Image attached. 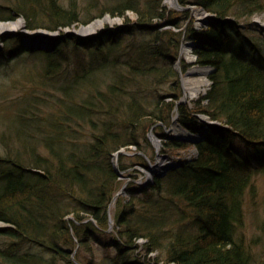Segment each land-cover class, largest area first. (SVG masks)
Here are the masks:
<instances>
[{"label": "trees", "instance_id": "trees-1", "mask_svg": "<svg viewBox=\"0 0 264 264\" xmlns=\"http://www.w3.org/2000/svg\"><path fill=\"white\" fill-rule=\"evenodd\" d=\"M178 1L213 14L188 36L198 62L212 67L211 83L192 107L177 106L178 122L199 134L197 152L144 186L132 181L113 203L122 181L111 154L141 150L146 131L169 125L181 95L174 68L181 35L169 26H180L187 10L163 0H115L85 17L60 0L0 3V20L22 15L31 31L87 24L105 13L124 19L89 36L59 30L44 45H24L19 35L0 39V67L35 50L45 73L62 74L67 94L54 114L42 116L27 101L13 121L16 144L0 156V264H254L255 240L247 243L238 229L245 193L254 200V175L264 176V35L232 18L264 11V0ZM137 32L146 37L137 40ZM80 52L83 69L73 58ZM148 80L169 83V91L151 98L142 84ZM198 113L219 124H204ZM80 122L92 128L89 141H79ZM156 134L165 139L162 153L174 151L168 156L190 144ZM0 139L8 145L5 133ZM137 160L148 166L142 155Z\"/></svg>", "mask_w": 264, "mask_h": 264}, {"label": "rangeland", "instance_id": "rangeland-1", "mask_svg": "<svg viewBox=\"0 0 264 264\" xmlns=\"http://www.w3.org/2000/svg\"><path fill=\"white\" fill-rule=\"evenodd\" d=\"M14 1L15 0H0V3L14 5L15 4ZM71 1H74L75 4ZM60 2L61 4L66 6H69L70 5L69 3H72L79 10L80 15L85 17L91 14L92 15L96 14L99 10L111 8L115 4V0H60ZM176 2L178 4H181L178 0H176ZM163 4L167 8L173 9V7H175L173 5V0H163ZM87 7H89L88 10L86 9ZM195 7L197 11L196 14H195L196 11H194L192 8L187 10L188 18L189 17L191 18L188 20L185 29V33H186L185 36H183L181 28L185 26L188 18L184 20L182 24L178 27L171 25L169 26L174 31L180 32L181 35L180 49L183 48V45L188 39L190 33L189 30H191L189 28H193L196 31L206 26L205 21L203 22L202 19L200 20L196 19V17H199L201 15L204 16L205 18L207 14L213 16L212 13L210 12L207 13L206 11L200 9L198 6ZM126 15H128V19L131 20L136 18L135 14L131 12H126ZM232 19L237 21V23L241 26L249 27L250 24L254 28H258L259 29L258 33L261 32L264 35V11L255 14L250 18L236 19L235 17H233ZM14 20L21 21V25L15 30H6L0 33V39L3 36L13 37L19 35L24 45L37 43L38 40H39L38 43H42V45H44L45 42L47 41H51V40L53 41L54 38L62 31L64 32L73 31L81 36H89L90 34L94 35L96 32L102 29L113 27L116 24H121L124 19L119 16H109L108 13H105L101 17H96L92 19L87 24H79L77 26L76 25L66 26L56 31L55 30L51 31L49 29L42 27H37L31 31V29L26 28L27 19L22 15L16 16L14 19L0 20V22L14 21ZM91 23H93V27H92L93 29L91 28V30H88L86 32H83L84 30L83 31L81 30L83 27ZM164 27H168V26H164ZM248 34H252V33L248 32ZM134 37L137 40L143 39L146 37V33L137 32L135 33ZM128 40H130L129 36L125 38V42H127ZM1 46H2V41L0 40V47ZM187 48L189 51L188 54L189 56L186 57L184 56L183 53H181L182 55L180 61L185 62L187 65H185L184 69L181 68L183 72V78L180 79L178 75V79L181 85V95L176 100V102L183 99L184 102L181 103H186L188 107H192L193 101L197 99L199 95L204 93L206 89L209 87L211 83L209 79V75L212 72V67L198 62V57L195 55L194 52L195 47L191 48V46H189ZM187 48L184 47V53L186 52ZM33 51L24 53L22 54L23 55L22 57L21 56L17 57L11 60L9 64L0 67V132L5 133V140L9 141L8 145H6L7 142L2 141L0 139V156L5 154L6 148L11 149L10 146L12 147L15 146L14 144H16L13 143L14 139L12 140V138L15 137L16 135L14 131L15 122L13 121L16 118L17 114L19 113L20 109L23 107L25 102L29 101L34 103L35 105L33 107L34 110L33 109L32 110L39 111V114L45 117L47 114H52V113L54 114L56 112L55 110H58L60 107H63L64 101L66 102V100L64 99L66 92L62 88V85L64 84L62 74L56 76L49 72L45 73L43 69V61L41 60L42 59L41 56L40 58H38L37 54H35L36 56L32 55L34 54ZM85 56H86L85 52H80L79 56L73 57L74 59H77L80 62L82 69L84 68V64L87 60ZM174 68L177 71L175 63H174ZM191 68H201L204 69L205 71L200 73L190 74ZM66 69H68V66ZM26 70H28L29 74L26 73ZM184 76L189 81L186 80L187 82H185ZM142 84L146 87L145 91L151 98H154V95L157 91H159L161 94H166L170 88L169 83L154 84V82L150 83V80ZM190 91L193 92V95L189 94ZM29 96L31 97L30 99H28ZM165 100L170 101L171 97H167ZM181 103H179L178 105H180ZM174 114L175 112L172 113L171 120ZM198 114L200 117L207 116L204 113H198ZM30 115H32V112H30L29 116ZM10 120L12 121V123H10V127H9L8 122ZM80 124H81L80 126L75 125L76 127H78V129L76 128L77 131L76 133L80 135L81 138V140L79 141H85V140L89 141L91 139L90 134L92 132L91 126L85 122H80ZM157 125L158 126L153 127L152 131L145 132L144 135L146 138L145 140L142 139L141 141V150L135 148L134 146H130L127 149L120 148L123 151H127L128 153H133L131 155L120 154L118 156V163L120 160V162H122L124 165H128V166L130 165L124 171L118 165L119 169L122 171V174L124 175V177H120L122 184L130 180L128 184L130 183L132 184L133 181V185L131 187H137L136 185L144 186L147 183L152 182L155 176H160V173L167 170L165 169V167L162 168L158 166L160 161H163L165 165L167 164L170 165L172 163L173 166H176L178 161L175 162L176 164H174V162H170L169 159L171 158L174 159V157H176L177 155H183V154L186 155V159H189L196 155L197 152L196 147L194 146V144L191 143L183 149L175 150L176 151L175 153L177 154H172V156H168V154L170 155V153L174 152L173 150L170 149V147L166 148L168 154L162 153L161 152V149H163L162 143L164 142L165 139L163 137H160L156 133H164L167 135L168 132L165 133V129L168 131L169 126L171 127L173 124L171 125V121H170L167 127L161 125L160 123H158ZM150 133L151 135H153L154 138L158 139L159 146H156L154 144ZM168 134L173 135V133L170 132ZM141 155L145 157L147 163L148 162L150 163L147 164L148 165L147 167L140 165L139 160L134 162L135 158ZM158 159L159 161L157 162ZM142 170L145 172H150L151 176L147 177V173H144ZM146 181L147 183L145 184ZM252 182H253L252 188H254V190L256 191V196L255 199L252 200L249 198L250 194H248V190L245 193L244 196L245 200L243 205V210H244L243 225L240 226V229H238V233L240 235L242 234L241 236H243L245 241L249 244L250 242L255 240L254 244H250V245L254 254L253 259L255 261L253 263L258 264L260 259L264 258V223H262V221H264V204L261 201L264 195V176L257 173L254 175ZM128 184L126 185V187L130 186ZM126 187L122 191L121 193L122 195L123 194L128 195L127 191H125ZM119 195L117 197H119ZM116 198L111 202L113 203L116 200ZM5 225L6 224L4 222L2 223L0 222V227H3ZM3 238L4 237H0V240ZM144 241H145L144 238L138 239L139 243L142 242L144 243Z\"/></svg>", "mask_w": 264, "mask_h": 264}, {"label": "water", "instance_id": "water-1", "mask_svg": "<svg viewBox=\"0 0 264 264\" xmlns=\"http://www.w3.org/2000/svg\"><path fill=\"white\" fill-rule=\"evenodd\" d=\"M173 5L176 7V8H178V9H186V8H191V6H187V7H185V6H183V5H181V4H178L177 2H176V0H173ZM200 9H202V8H200ZM203 10V9H202ZM186 25H187V22H186V24H185V27H186ZM188 45H190L191 47H195L196 46V43H190V44H188ZM180 56H181V51L179 52V56H178V58H180ZM175 65H176V69H177V71L179 72V74L181 75V69H180V65H179V60H177L176 62H175ZM181 102H184V100L182 99V100H179V101H177L176 102V105H175V107H174V111H175V114H174V116L172 117V120H171V127L169 126V129H168V133L169 132H172V133H174V131H173V126L175 125V126H178V127H180V124L176 121L177 120V118H178V108H177V105L179 104V103H181ZM199 119L201 120V121H203V122H205L206 124H210V122H207L206 120H205V117H200L199 116ZM185 131L187 132V135L188 136H178V135H175V134H173L177 139H180V140H185V141H187V142H190V143H193V144H195V142H197V140L199 139V137L197 136V135H195V133H192L191 131H189V130H187V129H185ZM150 135H151V133H150ZM171 137V136H170ZM151 138H152V140H153V142H154V144L156 145V146H159V143H158V139L157 138H154L153 137V135H151ZM140 153H142V152H140ZM120 154H126V155H129L130 153H128V152H126V151H123L122 149H118V150H116L115 152H113L112 154H111V158H112V164H113V168H114V170H115V172L118 174V175H120V177H122V171L119 169V167H118V156L120 155ZM147 159V158H146ZM143 171V170H142ZM144 173H145V171H143ZM127 182V181H126ZM126 182H124L123 183V185L121 186V188L116 192V194L113 196V198H112V200L111 201H113L119 194H121L122 193V191L124 190V187H125V185H126ZM1 223H2V221H0ZM6 224V223H5ZM111 226H112V220L111 219H109V228H111Z\"/></svg>", "mask_w": 264, "mask_h": 264}, {"label": "bare ground", "instance_id": "bare-ground-1", "mask_svg": "<svg viewBox=\"0 0 264 264\" xmlns=\"http://www.w3.org/2000/svg\"><path fill=\"white\" fill-rule=\"evenodd\" d=\"M194 11H196V8H194L193 9ZM197 13V11L195 12V14ZM197 19H202V20H204L205 18H204V16H199ZM99 23V22H98ZM21 25V21H19V20H14V21H6V22H0V33H2V32H4V31H6V30H15V29H17L19 26ZM93 27V23H91V24H88V25H86L85 27H83L81 30L83 31V32H86V31H88V30H91V28ZM93 29V28H92ZM183 47H184V45H183ZM187 53L189 54V51H187ZM187 54V56H189ZM205 70L204 69H201V68H191L190 69V74H193V73H200V72H204ZM184 79H185V82H187V81H189V80H187L186 79V77H184ZM187 80V81H186ZM189 94L190 95H193V92L192 91H190L189 92ZM174 128H173V131H174V134L175 135H178V136H188L187 135V132L185 131V130H183L182 128H180V127H178V126H173ZM158 162V161H157ZM165 165V163L163 162V161H160L159 162V164H158V166L159 167H163ZM151 176V173L150 172H147V177H150Z\"/></svg>", "mask_w": 264, "mask_h": 264}, {"label": "built area", "instance_id": "built-area-1", "mask_svg": "<svg viewBox=\"0 0 264 264\" xmlns=\"http://www.w3.org/2000/svg\"><path fill=\"white\" fill-rule=\"evenodd\" d=\"M197 19V18H196ZM187 51H188V48H187ZM191 53V52H190ZM188 54V53H187Z\"/></svg>", "mask_w": 264, "mask_h": 264}]
</instances>
